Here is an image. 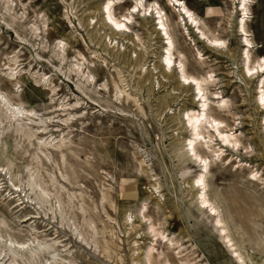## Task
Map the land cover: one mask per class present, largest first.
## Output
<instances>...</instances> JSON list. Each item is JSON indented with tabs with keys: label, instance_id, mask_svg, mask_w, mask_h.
Masks as SVG:
<instances>
[{
	"label": "rangeland",
	"instance_id": "rangeland-1",
	"mask_svg": "<svg viewBox=\"0 0 264 264\" xmlns=\"http://www.w3.org/2000/svg\"><path fill=\"white\" fill-rule=\"evenodd\" d=\"M108 1L0 0V264L261 263L264 0Z\"/></svg>",
	"mask_w": 264,
	"mask_h": 264
},
{
	"label": "bare ground",
	"instance_id": "bare-ground-1",
	"mask_svg": "<svg viewBox=\"0 0 264 264\" xmlns=\"http://www.w3.org/2000/svg\"><path fill=\"white\" fill-rule=\"evenodd\" d=\"M249 0H242V4L244 5V9L245 11L247 10V3H248ZM122 0H109L105 5H103L102 8H106V12H103V14L107 13V18L105 17V23L107 25H111L113 27V29H115V31L117 30H123V29H128V24L125 22V20H117L113 14H112V10L114 8V6L116 4H119L121 3ZM170 2L172 3L173 6H179V11H180V15L181 17H183V19H189L191 20L193 23H198V18L197 16L194 14V12L187 6V4L185 3V1L183 0H169V4ZM241 3V2H240ZM140 5L144 6L142 4V1L141 0H137V2L135 3L134 5V8L135 9H138L140 7ZM171 5V4H170ZM142 8V7H141ZM144 10L148 13H153L152 8H149L147 6H144L143 7ZM155 8V7H154ZM156 10L159 14V17L160 18V25L163 29H160V28H157V30L161 31V30H164L165 31V34L168 35V39H170V36H169V33L166 31V24L165 22L163 21V10L162 8L160 7H156ZM247 12V11H246ZM245 15V14H244ZM246 16L243 17L241 19V21L239 22L241 29L244 31L245 34L248 33V30L246 29ZM125 19L128 20V21H132V17L129 16V15H126L125 16ZM108 21H111L114 25L110 24ZM191 22V23H192ZM194 23V24H195ZM158 24V23H157ZM187 24H188V21H187ZM186 24V25H187ZM118 25H123V27H118ZM196 25V24H195ZM213 41L217 44H220V45H226V41L225 40H222V39H219V38H215L213 39ZM245 42L246 44L244 46H248V50L246 51V65L245 67L248 69L249 72H251L254 68H256V66H252V65H249V62L251 61L250 60V47H252L254 45L253 41L250 40V38H248L247 36L245 37ZM170 44H173L172 41L169 42ZM166 54V57H165V61H166V64L165 63H162L163 67L166 69V68H169V69H172L173 68V54L171 52V48H167V52L165 53ZM259 67L260 68H264V57H263V61L259 63ZM182 77L185 79V81H188L190 78H192L194 81H198V79L194 76H188L186 75L185 73L182 74ZM261 87V86H260ZM264 86H262L263 88ZM198 90L203 93V88L202 87H198ZM203 98H205V95L203 94L202 96ZM258 104L259 105H263L264 104V93L262 92L261 96H260V99L258 101ZM203 107H206V104L203 103L202 104ZM222 110H225L226 109V106H221L220 107ZM188 116V121L192 124L193 126V136L196 138L198 137L201 133L199 132V127L201 126V124H203L204 122L210 124L216 131L217 133H219V135L223 138V140H225V142L227 143H232V141L229 139V135L228 134H225L224 131H222V129L220 128V124L222 123V121L218 120L217 118L215 117H210V116H207L206 114H203V113H194V114H187ZM214 135L212 134L211 135V138H213ZM189 142L187 145H190V146H193L194 145V141L195 139L194 138H190L188 139ZM195 148L193 147L191 150H194ZM222 150V149H220ZM202 158V157H201ZM202 160H206V158H202ZM206 169H207V165L204 166ZM196 182L198 183V186H203V189H205L206 187V181L204 179V177L201 175L197 180ZM201 196V204L203 205V207H206L205 205H207L206 208H210V211L211 213L213 214L214 212H216V208L215 206L213 207L211 204H210V199L207 198L206 194H203L201 193L200 194ZM208 210V209H207ZM209 211V212H210ZM208 212V211H207ZM211 214V215H212ZM217 216V215H216ZM216 221L220 224L222 223V220L221 219H216ZM223 229V228H222ZM261 262V261H260ZM241 264V263H240ZM242 264H246L244 262H242ZM250 264H264V260L261 262V263H257V262H251Z\"/></svg>",
	"mask_w": 264,
	"mask_h": 264
},
{
	"label": "snow or ice",
	"instance_id": "snow-or-ice-1",
	"mask_svg": "<svg viewBox=\"0 0 264 264\" xmlns=\"http://www.w3.org/2000/svg\"><path fill=\"white\" fill-rule=\"evenodd\" d=\"M118 27H123V25H118ZM207 207V205H205Z\"/></svg>",
	"mask_w": 264,
	"mask_h": 264
}]
</instances>
